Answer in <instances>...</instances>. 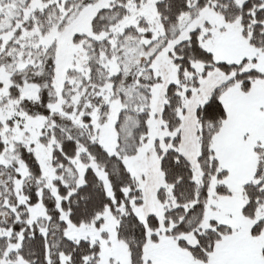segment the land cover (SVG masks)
I'll return each instance as SVG.
<instances>
[{"label":"snow or ice","instance_id":"snow-or-ice-1","mask_svg":"<svg viewBox=\"0 0 264 264\" xmlns=\"http://www.w3.org/2000/svg\"><path fill=\"white\" fill-rule=\"evenodd\" d=\"M0 264H264V0H0Z\"/></svg>","mask_w":264,"mask_h":264}]
</instances>
